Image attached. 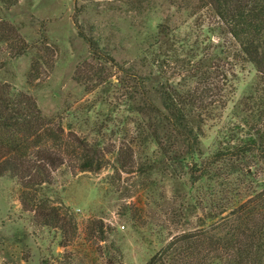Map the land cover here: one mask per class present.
Here are the masks:
<instances>
[{
    "label": "rangeland",
    "instance_id": "obj_1",
    "mask_svg": "<svg viewBox=\"0 0 264 264\" xmlns=\"http://www.w3.org/2000/svg\"><path fill=\"white\" fill-rule=\"evenodd\" d=\"M0 20L18 28L30 47L15 56L14 47L0 45V80L33 94L50 126L64 128L67 141L60 148L51 141L47 144L66 159L58 168L25 182L10 174L0 177V264H147L176 227L170 209L189 193L188 175L170 179V168L145 171L142 164L131 172L121 171L115 155L109 153L101 170H81V157L72 153L73 142L68 141L74 137L71 133L96 140L97 126L112 116L106 122L110 128L102 130L107 149L124 144L132 147L139 162L146 156L149 163L162 159L163 151L152 140L140 145L134 123L127 134L115 127L125 119L117 98L122 87L99 83L106 77L116 83L122 72L99 60L93 45L119 64L140 61L160 22L191 25L194 18L170 0H7L0 8ZM151 69L146 64L145 71ZM258 80L252 63L236 69L235 96L221 121L207 128L202 142L205 153L230 148L226 135L234 141L249 137ZM157 84L152 81L150 88ZM156 101L162 108L157 97ZM166 125L160 126L163 137L170 132ZM163 143L166 146L167 141ZM248 170L259 172V183H264V164L258 172ZM214 189L219 195L224 186L217 184ZM198 191L204 195L203 188ZM43 210H58L76 223L67 244L61 229L46 224ZM187 218H181L177 229L199 221L190 216L193 222L188 224Z\"/></svg>",
    "mask_w": 264,
    "mask_h": 264
},
{
    "label": "trees",
    "instance_id": "obj_2",
    "mask_svg": "<svg viewBox=\"0 0 264 264\" xmlns=\"http://www.w3.org/2000/svg\"><path fill=\"white\" fill-rule=\"evenodd\" d=\"M4 4L7 0H0V8ZM170 4L188 10L195 21L183 24L186 27L171 20L160 22L140 61L119 64L93 45L99 60L122 72L116 83L110 77L99 83L122 87L117 98L125 119L115 127L127 134L134 123L140 145L152 140L163 158L149 163L146 156L139 162L129 145L107 149L102 130L110 128L106 122L112 116L97 126L96 140L71 133L74 137L68 144L73 142L72 153L80 155L81 170H101L109 153L115 155L121 171L131 172L142 164L145 171L170 168V179L188 175L189 193L170 209L176 227L147 264H264V183H259L257 170L264 164V0H170ZM19 32L0 20V45L14 47L15 56L30 50ZM247 62L256 67L259 77L249 137L234 141L226 135L230 148L207 154L202 150L207 128L223 118L236 93V69ZM148 63L152 69L146 72ZM154 80L158 86L152 89ZM164 123L170 132L163 137L159 130ZM58 128L50 126L33 94L0 80V177L10 174L25 182L65 164L64 155L47 146L49 141L58 148L67 146L64 128ZM217 184L224 186L219 195L214 189ZM199 187L204 189L202 196ZM41 214L46 224L61 229L66 244L72 239L77 228L72 219L58 210ZM190 216L199 221L177 229L181 218L188 217V224L192 223Z\"/></svg>",
    "mask_w": 264,
    "mask_h": 264
}]
</instances>
